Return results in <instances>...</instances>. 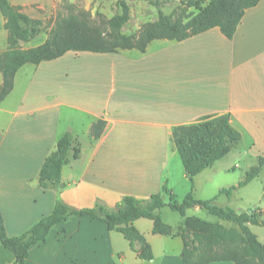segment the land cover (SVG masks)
I'll use <instances>...</instances> for the list:
<instances>
[{"label": "crops", "instance_id": "1", "mask_svg": "<svg viewBox=\"0 0 264 264\" xmlns=\"http://www.w3.org/2000/svg\"><path fill=\"white\" fill-rule=\"evenodd\" d=\"M0 38L2 53L8 47L3 22ZM71 53L21 68L0 103V213L10 237L53 212L57 192L43 189L38 177L66 133L73 146L62 171L61 199L76 209L98 201L115 208L125 196L163 193L165 184L174 195L179 189L187 195L190 182L171 137L176 127L205 117L228 115L241 140L245 131L264 153V0L246 10L233 39L214 28L182 42L155 40L145 53H79L102 64L87 70L94 81L86 86L78 85L77 68H63ZM98 121L106 128L94 139ZM214 166L195 177L196 192ZM135 227L153 260L140 259L105 223L73 216L31 248L27 264H186L182 237L155 235L148 219ZM15 261L0 243V264Z\"/></svg>", "mask_w": 264, "mask_h": 264}, {"label": "trees", "instance_id": "2", "mask_svg": "<svg viewBox=\"0 0 264 264\" xmlns=\"http://www.w3.org/2000/svg\"><path fill=\"white\" fill-rule=\"evenodd\" d=\"M196 1L205 7L199 8L197 14L188 16L186 24L183 19H174L173 15H166L160 11L158 20L147 25L139 35L127 36L122 34V30L130 17L128 8L123 4L122 14L108 21L107 31L94 28L86 37H80L77 42L70 43L67 41L64 28L59 27L50 33L43 44L24 50L22 45L31 42L42 32V22L29 18L21 12V7L12 6L9 0H0V15L5 18L4 28L8 31V47L0 53V72L3 75L0 103L13 90L16 74L25 65H40L43 62L57 60L68 52L109 54L138 50L145 53L149 44L155 40L182 42L214 28H219L226 38L233 39L246 10L257 6L262 0ZM196 1L191 0L187 7H194ZM105 128L106 122L95 123L92 127V137L101 138ZM240 141L241 133L232 127L228 115L205 117L197 124L176 127L171 142H174L191 185V190L183 201L177 200L165 184L163 193L153 194L147 199L125 196L115 208L98 201L93 208L76 209L61 199V193L65 188L62 183V171L68 163L73 146L72 134L66 133L58 140L55 150L46 158L38 177L39 185L43 189L54 188L57 192L53 212L17 237H10L7 234L0 213V243L13 253L16 258L15 264H27L33 246L46 241L57 225L73 216H80L105 223L110 231H116L125 237L132 251L138 253L140 259L151 261L154 259L152 248L135 227V222L140 219L151 220L154 222L155 235L175 236L171 227L163 221L159 211L168 206L184 215L187 210L199 207L221 220L233 222L240 227L244 237L243 252L240 255H226L218 259L193 263L186 259L184 248L182 259L186 264H210L218 261L264 264V244L249 227V225L264 227V218L260 214L252 212L237 216L232 208H222L215 205L212 200H197L194 196L195 177L227 156L231 146ZM76 155L78 156L77 153ZM259 162L260 167L248 173L246 179L237 187L222 189L219 195L231 197L238 188H243L255 180L261 173L264 157H261ZM164 193L169 195L168 203L165 202ZM187 224L190 225L191 222ZM211 236L224 240L227 232L217 226Z\"/></svg>", "mask_w": 264, "mask_h": 264}, {"label": "rangeland", "instance_id": "3", "mask_svg": "<svg viewBox=\"0 0 264 264\" xmlns=\"http://www.w3.org/2000/svg\"><path fill=\"white\" fill-rule=\"evenodd\" d=\"M190 1L9 0L12 6L21 7V12L29 18L42 22V32L31 42L23 44L24 50L43 44L50 33L59 27L64 28L67 41L70 43L77 42L80 37H86L94 28L107 31L108 21L114 16L122 14L123 4L128 8L130 17L128 24L122 30V34L127 36L139 35L147 25L158 20L160 11L166 15H173L174 19H183L186 24L188 16L197 14L199 8L205 7L195 0L196 5L188 8ZM2 22L5 26L6 20L0 15V26ZM0 44H3L2 38H0ZM91 57H84L79 53L72 52L64 61L63 68H77L78 85L86 86L87 82L94 81L87 70L102 66V64L96 63L99 61L98 59L97 61L92 60L97 56ZM243 132L242 140L232 145L230 153L215 163L211 171V178L208 181L204 178L198 192L195 189L194 196L197 200H212L215 205L222 208H232L237 216L256 212L264 218V164L261 166L260 175L250 184L238 188L231 197L219 195L222 189L237 187L246 179L248 173L260 167L259 159L264 157V153L258 152L255 143L245 131ZM171 145L176 148L174 142H171ZM179 192L180 195L175 196L181 202L189 193L182 195L181 189ZM165 201L169 202L170 200L166 198ZM161 215L171 227L172 234L183 238L186 259L193 263L218 259L226 255H240L243 252L244 237L240 227L233 222L221 220L202 208H192L181 215L167 206L161 210ZM189 221L190 225L187 224ZM217 226L227 232L224 240L211 236ZM249 227L259 241L264 244V227L251 225Z\"/></svg>", "mask_w": 264, "mask_h": 264}]
</instances>
